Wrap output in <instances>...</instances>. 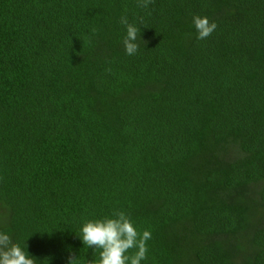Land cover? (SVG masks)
Here are the masks:
<instances>
[{"label":"trees","instance_id":"obj_1","mask_svg":"<svg viewBox=\"0 0 264 264\" xmlns=\"http://www.w3.org/2000/svg\"><path fill=\"white\" fill-rule=\"evenodd\" d=\"M113 210L142 264H264V0H0V231L88 264Z\"/></svg>","mask_w":264,"mask_h":264},{"label":"clouds","instance_id":"obj_2","mask_svg":"<svg viewBox=\"0 0 264 264\" xmlns=\"http://www.w3.org/2000/svg\"><path fill=\"white\" fill-rule=\"evenodd\" d=\"M151 3L153 0H138L142 8ZM120 23L126 26L124 50L127 55H135L139 42L143 41L141 29L129 23L127 17H121ZM193 24L200 40L208 38L218 27L215 21L199 15L193 17ZM80 232L84 246L99 249V260L88 261V264H142L147 259V242L152 238L149 230L139 231L123 210H113L111 216L86 221ZM0 264H36V259L26 251V244L21 247L8 233L0 231ZM68 264H76V258L69 256Z\"/></svg>","mask_w":264,"mask_h":264}]
</instances>
